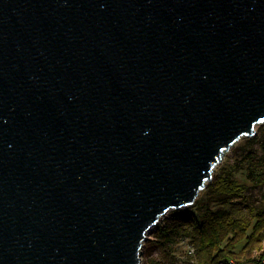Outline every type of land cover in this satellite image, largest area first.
Segmentation results:
<instances>
[{"label":"water","instance_id":"water-1","mask_svg":"<svg viewBox=\"0 0 264 264\" xmlns=\"http://www.w3.org/2000/svg\"><path fill=\"white\" fill-rule=\"evenodd\" d=\"M264 122V0H0V264H142Z\"/></svg>","mask_w":264,"mask_h":264},{"label":"trees","instance_id":"trees-1","mask_svg":"<svg viewBox=\"0 0 264 264\" xmlns=\"http://www.w3.org/2000/svg\"><path fill=\"white\" fill-rule=\"evenodd\" d=\"M263 155L249 154L246 157L248 176L257 183L264 184V139L261 142ZM226 171L213 175L208 184L214 193L227 197H240L244 187L225 178ZM252 232L245 221L232 220L226 211L206 209L202 218L194 214L176 212L158 224L156 240L152 245L160 251L161 260L151 259L148 264H178L174 246L184 238H191L196 248L197 264H257L254 252L262 248L264 237V209L257 215ZM242 247L240 252L237 248Z\"/></svg>","mask_w":264,"mask_h":264},{"label":"rangeland","instance_id":"rangeland-1","mask_svg":"<svg viewBox=\"0 0 264 264\" xmlns=\"http://www.w3.org/2000/svg\"><path fill=\"white\" fill-rule=\"evenodd\" d=\"M264 139V122L256 125V135L254 137L244 136L236 141L231 149L224 155L222 162L216 167L214 175L221 174L225 170V178L231 182H235L244 187V193L240 197H227L214 193L206 186L197 198L196 202L188 207L180 210H170L159 222L164 220L176 212L180 211L185 214H194L198 218H202L206 209L210 208L214 211H226L230 218L234 221H245L250 227L249 233L252 232L257 222V213L264 209V184L257 183L251 179L246 171V157L249 154H256L258 157L263 155L261 142ZM209 184V183H208ZM148 239L142 248V264H148L151 259L161 260L160 251L152 245L157 237V227L155 226L149 233ZM194 249V253H190V248ZM242 247L237 248L240 252ZM174 254L178 260V264H197L198 258L196 248L191 243V238H184L174 246ZM264 257V237L262 248L254 252L253 259L257 264ZM230 264H236L235 260H231Z\"/></svg>","mask_w":264,"mask_h":264},{"label":"built area","instance_id":"built-area-1","mask_svg":"<svg viewBox=\"0 0 264 264\" xmlns=\"http://www.w3.org/2000/svg\"><path fill=\"white\" fill-rule=\"evenodd\" d=\"M190 253H194V249L192 247L190 248ZM258 264H264V257L259 260Z\"/></svg>","mask_w":264,"mask_h":264}]
</instances>
